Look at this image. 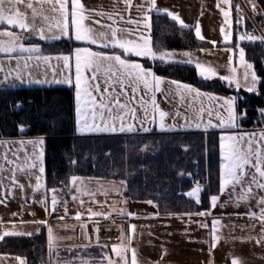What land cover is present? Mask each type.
I'll list each match as a JSON object with an SVG mask.
<instances>
[{
    "label": "crops",
    "instance_id": "crops-1",
    "mask_svg": "<svg viewBox=\"0 0 264 264\" xmlns=\"http://www.w3.org/2000/svg\"><path fill=\"white\" fill-rule=\"evenodd\" d=\"M35 4L40 6L39 0H33ZM249 5V10L254 15H260L264 18V0H247ZM81 3L85 6L87 10L85 15L89 16V19L84 23L92 27L97 32H104L110 35V27H115L125 30L124 35L128 39L134 41L139 40L141 34L148 36L149 33L144 29L143 23L145 14L147 12V0H81ZM157 7L159 9H167L174 14H177L183 22L188 25V28L194 31L196 35V26L199 25L200 36L196 37L204 43L211 45V48H201L192 50H156V51H174L177 53L175 59L182 60L187 59L179 55L183 52L190 53L193 58L192 64H179V66H188L195 69L198 77L203 81H213L219 80L226 84L227 82L219 79L220 76L233 75L236 80L239 81V90L246 91L245 82V62L250 63L246 59L244 52V61L240 60V48L235 49L233 47L234 41V22L232 16V0L230 5H225L222 0H156ZM48 6L52 16H48L50 22L57 24L60 19L58 13L51 11L48 4H43ZM219 5V6H218ZM229 12L228 21H225L223 12ZM150 16L149 23L151 24V34H152V17L154 15L167 17L171 22L175 23L177 26L180 24L177 21H173L165 12L147 13ZM0 28L11 29L13 31H18L19 28H11L6 24L0 25ZM221 28L224 29L226 33H231V40L225 42L224 34L221 32ZM2 29V30H3ZM59 33V30H58ZM150 38L152 41V37ZM35 41V42H34ZM64 41L66 44L63 47L62 52L58 54H44L43 44L45 43H56ZM26 46L29 44H38L42 52L41 57L48 56L51 59L45 63L43 58L40 60L35 59V54L33 59L28 61V66L25 67V58H27V53H12V54H0V90H19L23 88H49V87H72L74 89L75 80V64L74 59L72 61L71 71L65 68L63 61H58L56 57L61 54H68L73 51L76 47H88L83 42L68 40L67 38L61 40H50L41 41L36 37H31V39H25L22 41ZM75 45V46H74ZM93 50H101L97 45L90 46ZM228 48H232V51H228ZM103 51L111 52L112 49H104ZM116 53L120 52V49L114 50ZM17 57H23L17 62ZM231 58V59H230ZM132 61L139 62L143 64V61H150L149 59L143 57H130ZM199 61L205 67H211L215 69L216 75L211 80H204L199 74L195 67L196 62ZM2 63V64H1ZM156 63H160L156 61ZM251 64V63H250ZM144 65V64H143ZM176 65V64H168ZM235 69V72H231L230 69ZM254 70V68L252 69ZM252 70H248L249 73ZM20 74L23 77V83L16 79L17 75ZM7 75V80L5 76ZM72 77L73 85H68L66 83H57V81H63L68 76ZM102 79L104 78V73L101 72ZM162 77V76H160ZM164 78V83L161 84V91L155 92V102L159 106V110L167 113L164 123L172 128L173 130H160L159 127V112H154L152 108V96L153 92L151 90H146L143 84L137 86V91L135 93V99H133V93L131 87L128 88V95L122 96L121 100L123 103L128 105L129 109H135V118H132V114L129 112L128 115L124 116L126 124H133L135 126V131L125 132V133H89L78 132L77 130V116L75 111L74 103V120H75V134L78 137H104V136H142L148 134H178V133H201L208 135L210 133H216L219 135V145L220 137L225 134L232 135H245V139L248 138V134H255V141L260 143V134L264 131V128L257 130H243L240 129L239 119L237 120V128H221L209 127L211 125H219L220 118H223L225 122L228 119V112L226 107H222L224 100L222 98L234 97L232 95L221 96L214 93H210L216 99H210L208 95L197 96L195 93H189L183 89H177L175 85L170 84L169 81L173 79ZM30 81H39L40 83H30ZM177 81V80H176ZM180 82V81H179ZM127 83V82H126ZM181 84H187L180 82ZM248 84H251V76L248 77ZM190 85V84H189ZM229 85V84H228ZM259 83L257 84L258 87ZM193 88L197 87L191 85ZM237 89V85L233 83L231 85ZM202 94L209 93L198 89ZM238 90V89H237ZM251 93V92H248ZM141 98L144 102V107H141L139 103ZM144 108L148 110V117L145 119ZM123 115V113H120ZM106 118H107V114ZM115 115V113L113 114ZM155 115V122H152V117ZM99 123V121H97ZM119 123V121H117ZM199 125V127H198ZM144 128L150 129L149 131H144ZM37 138H9L0 139V236L3 238L9 237H33L40 233L42 225L34 223V221H43L42 215L45 208V200H47L48 212L51 213L53 209L52 206V195L48 202L47 193L49 190L42 192V186L37 190V181L29 180V177L24 178V173H29L31 159L36 156L38 150L43 151V167L45 165L46 158V140L43 138V145L28 144L27 141L35 140ZM24 141L25 143H20ZM255 146V145H254ZM246 147V145H245ZM220 148V146H219ZM5 155L8 161H13V163H8L5 160ZM221 162L222 157L220 153V172H221ZM254 171V169L252 170ZM45 178H46V165H45ZM43 173V175H44ZM13 176L15 177V183L13 182ZM103 185H108V181L99 180ZM46 182V181H45ZM43 182V183H45ZM220 180H219V196L217 206L212 208L210 205V197L208 198V206L205 212H209L210 215L206 216H195L196 224L204 225L206 224L208 229V236L210 238V243L212 248L218 245L219 248L225 249L226 245L232 246L237 253V257L230 258L231 260H237V264H247L250 263L242 257V248L246 246L251 240V237H259L261 246V253H264V224H262L259 219L260 208L258 201L261 197H264V189H259L255 184H252L251 193H247L246 189L248 187L247 182H245L244 188L242 189L239 185L233 188L229 186L226 191L220 193ZM42 185V182H40ZM23 185V187H20ZM63 190V189H62ZM51 194V193H50ZM39 195L40 200H37L39 205L34 202L33 196ZM68 199L70 196H67ZM37 199V198H36ZM60 200V199H59ZM57 200V203L58 201ZM56 203V204H57ZM142 206L152 208L153 211H157L155 204L141 202ZM56 210V207L54 208ZM106 212V211H105ZM250 212H255L256 217L253 218L249 215ZM34 214V215H33ZM87 219V218H84ZM65 221H75L72 217H65ZM213 220H218L219 223L216 225L215 239L212 234V222ZM233 224H236V228H229ZM4 232H21L26 235L23 236H4ZM31 233V235H27ZM47 243H48V233ZM123 236V232L121 237ZM75 235H65L63 238H74ZM207 235L205 236V238ZM58 239L54 243L53 248L56 247L60 254V264H104L107 260L104 257L105 253H110L113 259L112 248L105 246L94 245L88 241L87 235L79 233L75 239L71 241ZM52 251H49L48 245V256L47 262L44 264H52ZM215 257L213 256L212 262H214ZM27 264L25 259L17 256L11 255H0V264ZM230 262V263H231ZM264 264V261H261Z\"/></svg>",
    "mask_w": 264,
    "mask_h": 264
},
{
    "label": "trees",
    "instance_id": "trees-1",
    "mask_svg": "<svg viewBox=\"0 0 264 264\" xmlns=\"http://www.w3.org/2000/svg\"><path fill=\"white\" fill-rule=\"evenodd\" d=\"M232 16L233 47L244 49L247 61L260 78L258 94L237 90L219 80L203 81L192 67L150 61H143V64L152 68L158 76L193 85L205 92L238 97V112L247 110L244 118L239 119L240 129H262L264 116L259 110L264 109V41L239 39L244 33L251 35L254 28L239 0H232ZM255 19L259 21L261 16L255 15ZM151 37L154 50L184 51L212 47L201 42L193 30L180 28L167 17L159 15L152 17ZM65 44L64 41L45 43L43 53H63ZM18 102H23L22 110L14 108ZM21 125L23 133L19 130ZM21 136L45 138L46 182L51 190L68 187L72 176L122 181L126 183L127 198L139 202L152 201L162 215L204 212L208 198L219 193L218 134L78 137L75 134L72 87L0 90V139ZM198 179L208 182L199 204L187 195ZM0 255L21 257L27 264L46 263V229L33 237L3 239L0 241Z\"/></svg>",
    "mask_w": 264,
    "mask_h": 264
},
{
    "label": "snow or ice",
    "instance_id": "snow-or-ice-1",
    "mask_svg": "<svg viewBox=\"0 0 264 264\" xmlns=\"http://www.w3.org/2000/svg\"><path fill=\"white\" fill-rule=\"evenodd\" d=\"M23 0H0V25L6 24L12 26V28H19L22 31H28L37 37L41 41L45 40H61L67 38L68 40H75L83 42L88 47H76L73 51L68 54H61L56 57L58 61H63L65 68L71 71L72 61L74 59L75 64V80H74V103L75 111L77 116V130L78 132H89V133H125L135 131V126L133 124H126L124 116L128 115L130 112L132 118H135V109H129L126 103L121 100L122 96L128 95V88L131 87L133 93V99H135V93L137 91V86L143 84L144 89L151 90L153 92L152 96V108L154 112H159V127L160 130L171 131L173 130L167 126L164 121L167 113L159 110V106L155 102V92L161 91V84L164 83V78L158 76L155 71L150 67H145L139 62L132 61L130 57H143L149 59L153 62L159 61L161 64H192L193 58L190 53L183 52L179 55L186 57L187 59L176 60L175 57L177 53L174 51H156L154 50L153 43L150 38L151 34V24L149 23L150 16L147 13L153 11L165 12L173 21H177L181 28H188L183 20L177 14L172 13L167 9H159L157 7L156 0H147V12L145 14L143 27L148 31L149 35L145 36L141 34L139 40L134 41L125 37V30L110 27V35L104 32H97L92 27L86 25L84 22L89 19V16L85 15L87 11L85 6L81 3V0H39L41 4V9L39 14L42 15L44 20L48 17L42 14L43 4H48L51 11L58 13L60 19L57 21L56 27L59 29V35H52L49 37L44 27L37 26L35 23L36 17L38 15V9L34 6L32 2L24 4L26 9H30L32 13V22L29 23V17L24 12L21 11L20 5ZM225 5H230L231 0H222ZM219 6V5H218ZM237 10L239 7L237 6ZM223 15L225 21H228L229 12L224 11ZM230 23V22H229ZM49 30H51L49 26ZM222 34H224L225 42L231 40V33H226L223 28H221ZM196 35L200 39L199 25L196 26ZM23 39H31V37H21L13 31H0V52L12 54V53H27L28 56L25 58V67L28 66V61L33 59L35 54V59L40 60L43 58L44 62L47 63L51 57L44 56L41 57L42 52L41 47L38 44H29L28 46L22 42ZM239 39L241 41L247 39L248 41H255L256 39H261L264 41V37H255L248 33L240 35ZM97 45L101 50H93L90 46ZM104 49H112L113 51L106 52ZM120 49L119 53L114 50ZM228 51H232V48H228ZM23 57H17V62ZM231 59V58H230ZM240 60L244 61V49L240 48ZM198 74L204 80H211L216 75L215 69L205 67L199 61L195 64ZM245 82L246 91L258 94L257 84L260 78L256 75L255 71L252 70L253 66L250 63L245 62ZM248 70H252L250 73ZM231 72H235V69H230ZM101 72L104 73V78L101 77ZM251 76V84H248V77ZM7 75L5 80H7ZM16 79L23 83L22 75L18 74ZM219 79L227 82L229 86L233 83L237 85L239 90V81L233 75L220 76ZM40 83L39 81H30V83ZM127 82V83H126ZM57 83H66L68 85H73L72 77L69 75L63 81H57ZM170 84L176 86L177 89H183L189 93H195L197 96L208 95L210 99H216L210 93H201L198 89L193 88L189 84H181L179 81L172 80L169 81ZM224 100L222 107H226L228 112L227 122L223 118H220L219 125H211L209 127H221L234 129L237 128V120L243 119L246 115V111L240 113L237 110V99L238 97L222 98ZM141 107H144V102L141 98L139 102ZM16 110L23 109V102H18L14 105ZM261 116H264V109H260ZM115 113V115H113ZM120 113H123L121 115ZM145 119L148 117V110L144 108ZM107 114V118L106 115ZM99 121V123L97 122ZM119 121V123H117ZM152 122H155V115L152 117ZM199 127V125H198ZM22 133L24 132L23 125L19 129ZM144 131H149L150 129L144 128ZM3 143V142H0ZM20 143H25L21 141ZM28 144L43 145V138H37L35 140L27 141ZM246 145V147H245ZM255 145V146H254ZM220 153L222 157L221 162V172H220V193L223 194L226 189L231 186L233 190L237 185L242 189L244 188L245 182H247L248 187L246 189L247 193H251L252 184H255L259 189H264V131L260 134V143L255 141V134H248V138L245 139V135H232L225 134L220 137ZM41 161L39 171L41 174L45 172L43 167V151L40 152L37 157ZM5 160L8 163H13V161H8L5 155ZM74 163V162H73ZM33 167H36L33 164ZM254 169V171H252ZM3 169H0L2 171ZM78 177L72 176L71 183L75 185ZM40 177H37V190L42 186L40 184ZM13 182L15 183V177L13 176ZM23 187V185H20ZM53 192L56 189H52ZM202 192V187L197 184L191 191L187 193L189 197L195 198L197 204L201 203L200 194ZM219 200L218 195L210 196V205L212 208L217 206ZM53 210L57 203L56 196L52 197ZM83 203V202H82ZM151 204L152 201H147ZM260 208L259 219L262 224H264V197H261L258 201ZM92 216H99L100 213L92 212L91 209L88 210ZM206 216L210 215L209 212H199V213H188L191 215ZM34 215V214H33ZM129 215H131L129 213ZM250 216L256 217L255 212H250ZM62 219V217H61ZM76 219H80L79 214H77ZM34 223L44 225L46 221H34ZM219 223L218 220H213L212 222V234L215 239L216 225ZM207 227L206 224L202 225ZM135 226H133L134 228ZM98 232L99 229H96ZM4 236H23L25 233L21 232H4ZM31 235V233H27ZM3 237L0 236V239ZM55 237L53 235V230L51 227L48 228V245L49 251L51 253L53 245L55 243ZM98 240V237H97ZM123 241V237H121ZM259 242V241H258ZM113 252H116L127 264L126 253L128 248L122 244L114 245L112 248ZM132 264H137L135 249H132ZM108 260V264H114V262L105 257ZM23 264V261H21ZM232 264H237V260L233 259Z\"/></svg>",
    "mask_w": 264,
    "mask_h": 264
},
{
    "label": "rangeland",
    "instance_id": "rangeland-1",
    "mask_svg": "<svg viewBox=\"0 0 264 264\" xmlns=\"http://www.w3.org/2000/svg\"><path fill=\"white\" fill-rule=\"evenodd\" d=\"M28 2H32L38 9V15L35 20L36 25L44 27L49 37L59 35V29L56 27V24L50 22L49 18L44 20L42 15L39 14L41 4L38 6L33 0H23L20 9L28 15L29 23L32 22V13L30 9L24 7V4ZM42 14L47 17L52 16L48 6L45 5L42 6ZM7 26L12 28L10 25ZM49 26L51 30H49ZM2 29L0 28V31H13L11 29ZM13 32L21 37H35L31 32L20 29L17 32ZM50 40L52 39L45 41ZM0 54L6 53L0 52ZM39 154L40 150L31 159L30 171L29 173H24V178L26 175V177H29V180L37 181V177H40L39 182H42V192L49 190L52 196H56L57 200L61 198L66 200L64 208L52 209L51 213L47 211V200L44 203L45 208L42 220L47 223L42 225L39 231L41 232L45 228L48 233V228L51 227L53 235L56 238L55 243L65 235H75L74 238L61 239L71 241L79 233L86 234L88 241L90 240L91 242V237L97 238L96 229L104 224L107 217H110V220L119 226L121 235L123 232V241H120L118 244H122L128 248V252L126 253L127 264H132V249H135L137 264H232L231 260L227 257L229 255L230 258L238 256V252H235V249L229 243L225 249L219 248L218 245L212 248L208 229L201 226V224L195 223V216L197 215H162L158 212V209L157 211H153L152 208L142 206L139 201L130 200L125 196V182L103 180L109 182L108 185H103L101 181L96 179L78 177L75 185L70 183L63 190L58 189L53 192L47 187L45 173L43 175L39 171L41 165V161L37 159ZM33 164L36 167H33ZM203 181L204 184L202 185L200 196L208 188V182ZM68 195L70 196L69 199ZM40 199L39 195L33 196L34 202L38 205L37 200ZM89 209L92 212L100 213V215L92 216L88 211ZM77 214H79L80 219L75 221L64 220L65 217L76 219ZM235 225L233 224L229 228L234 229L236 228ZM133 226L135 227L133 228ZM206 235L207 237L205 238ZM249 240L251 241L242 248V257L249 260L250 263L247 264H262L261 261H264V253H261L262 244H260L259 237H251ZM113 246L105 247L113 248ZM213 256L215 257L214 262L211 261L213 260ZM104 257L110 258L114 264H125V261L116 252H113V259L109 252L105 253ZM49 258L50 256H48ZM52 264H60V254L56 247L53 248L52 252ZM104 264H108V260Z\"/></svg>",
    "mask_w": 264,
    "mask_h": 264
},
{
    "label": "built area",
    "instance_id": "built-area-1",
    "mask_svg": "<svg viewBox=\"0 0 264 264\" xmlns=\"http://www.w3.org/2000/svg\"><path fill=\"white\" fill-rule=\"evenodd\" d=\"M240 4L242 5V7L244 8V10L246 11V13L248 14L249 18L252 21L253 24V31L251 32V35L256 36V35H260L261 37H264V18L261 17V20L257 21L255 19V15L248 9V4L246 2V0H239ZM199 184L201 187L204 184L203 180H196L194 182V187H196V185ZM51 198V194L50 192L47 193V199L48 202ZM66 205V200L61 198L58 203L55 205V207L57 209H62L64 208ZM49 206V203H48ZM110 217H107V221L105 219L104 224L100 225V227H98L99 231L97 232V238H93L91 237V243L99 245V246H112L115 244H118L121 241V231L119 226L112 220H110ZM116 227L119 229L117 230Z\"/></svg>",
    "mask_w": 264,
    "mask_h": 264
},
{
    "label": "bare ground",
    "instance_id": "bare-ground-1",
    "mask_svg": "<svg viewBox=\"0 0 264 264\" xmlns=\"http://www.w3.org/2000/svg\"><path fill=\"white\" fill-rule=\"evenodd\" d=\"M117 230H119L117 227H116Z\"/></svg>",
    "mask_w": 264,
    "mask_h": 264
}]
</instances>
